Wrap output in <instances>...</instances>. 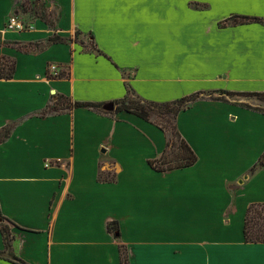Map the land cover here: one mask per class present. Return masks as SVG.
<instances>
[{
    "label": "crops",
    "instance_id": "obj_1",
    "mask_svg": "<svg viewBox=\"0 0 264 264\" xmlns=\"http://www.w3.org/2000/svg\"><path fill=\"white\" fill-rule=\"evenodd\" d=\"M38 1L29 30L6 28ZM239 16L264 19V0H0V59L15 62L14 76L0 79V130L15 124L0 143V223L16 256L121 264L125 246L130 264H264V244L243 237L248 207L264 203V167L249 175L264 153V114L198 99L177 119L198 161L161 173L149 161L165 151V134L136 115L41 116L59 96L121 100L127 83L159 103L264 92V25H236ZM54 35L72 41L48 43ZM53 64L69 77L50 79ZM101 172L116 182H100ZM113 221L119 237L108 232Z\"/></svg>",
    "mask_w": 264,
    "mask_h": 264
},
{
    "label": "trees",
    "instance_id": "obj_2",
    "mask_svg": "<svg viewBox=\"0 0 264 264\" xmlns=\"http://www.w3.org/2000/svg\"><path fill=\"white\" fill-rule=\"evenodd\" d=\"M25 4L26 3L23 4L24 8ZM38 17L41 16L39 15ZM41 19H43V17H41ZM231 20L236 25L249 23H259L264 25V19L261 18L239 16L234 17ZM71 41L72 39H65L58 35H54L48 40V43H68ZM85 48L90 52L101 53V51L93 42H91V48H87L86 46ZM14 71L15 62L13 60L6 57L0 59V79H11L14 76ZM47 74L50 79L69 77V74L65 71L60 72L56 76L50 75V73ZM126 90L127 94L123 99L113 102L116 105L115 112H127L136 115L144 121L155 125L165 134L166 137L167 144L165 151L158 159L149 161L150 167L154 171L161 173L194 166L198 161V156L181 136L177 126V119L180 113L190 108V106L195 101H197L203 93H196L175 101L159 103L142 98L128 83L126 84ZM220 94L232 97L240 96L255 98L258 101L264 103V92L236 93L221 91ZM212 99L226 101L223 96ZM237 105L248 110L264 114V107H255L244 103ZM103 106L104 104L77 101L74 102L66 97L59 96L53 105H50L42 112L41 116H46L47 114L60 111H71L78 108H85L107 115H113L115 113L114 111H105ZM14 126L15 124L11 123L7 127L0 130V143L10 136ZM262 167H264V153L249 171V175H253L258 169ZM98 179L100 182H116V175L112 173L101 172ZM4 220L7 219L3 216L0 208V221ZM107 228L108 232L113 234L115 237L120 236L119 223L117 221L109 222ZM0 231L5 242V250L0 252V258L5 259L13 264H29L14 254L12 250L13 238L10 228L0 223ZM243 237L244 242L247 244H264V203H254L248 207L244 221ZM119 252L121 260L120 263L130 264L127 248L125 246H120Z\"/></svg>",
    "mask_w": 264,
    "mask_h": 264
},
{
    "label": "rangeland",
    "instance_id": "obj_3",
    "mask_svg": "<svg viewBox=\"0 0 264 264\" xmlns=\"http://www.w3.org/2000/svg\"><path fill=\"white\" fill-rule=\"evenodd\" d=\"M38 2H40V4L39 5H37L36 7H33V6H29L30 8L28 9V10H26L24 7H22V10H21V12H19V14H14V15H12V16H16V18L19 20V21H21L24 25H25V30L24 31H26V30H29L31 27H30V24H31V21L33 20V16L34 15H38V13L39 14H41V9H42V7L44 6L43 5V2L42 1H38ZM31 13V14H30ZM11 16V17H12ZM10 17V18H11ZM9 18V19H10ZM52 20H54V18L52 19ZM9 21V20H8ZM8 23V22H7ZM81 38V37H80ZM81 40V41H80ZM76 41H78V42H82V43H84L85 44V46H87V48H91V42H90V40H89V37H85V38H81V39H79V37H78V35L76 36ZM48 73H50L49 72V67H48ZM216 95H211L210 97L208 96V95H205V96H201L199 99H203V98H206V97H208V98H217L218 96L219 97H221V96H223L225 99H230L231 101H237V102H241V103H244V104H249V105H251V106H255V107H259V106H261V107H264V103H262V102H260V101H258L257 99H255V98H248V97H240V96H234V97H232V96H228V95H217L216 97H215Z\"/></svg>",
    "mask_w": 264,
    "mask_h": 264
},
{
    "label": "built area",
    "instance_id": "obj_4",
    "mask_svg": "<svg viewBox=\"0 0 264 264\" xmlns=\"http://www.w3.org/2000/svg\"><path fill=\"white\" fill-rule=\"evenodd\" d=\"M6 28L9 30H15V31H24L25 30V25L19 21L16 16H12L8 23L6 24ZM49 72L50 75L56 76L58 75L59 72V67L55 64L49 66Z\"/></svg>",
    "mask_w": 264,
    "mask_h": 264
},
{
    "label": "water",
    "instance_id": "obj_5",
    "mask_svg": "<svg viewBox=\"0 0 264 264\" xmlns=\"http://www.w3.org/2000/svg\"><path fill=\"white\" fill-rule=\"evenodd\" d=\"M115 104L112 102V103H107V104H105L104 106H103V109L105 110V111H108V112H113V111H115Z\"/></svg>",
    "mask_w": 264,
    "mask_h": 264
},
{
    "label": "snow or ice",
    "instance_id": "obj_6",
    "mask_svg": "<svg viewBox=\"0 0 264 264\" xmlns=\"http://www.w3.org/2000/svg\"><path fill=\"white\" fill-rule=\"evenodd\" d=\"M130 2H132V3H139L140 0H130Z\"/></svg>",
    "mask_w": 264,
    "mask_h": 264
}]
</instances>
